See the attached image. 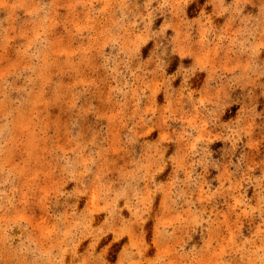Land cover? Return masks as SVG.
<instances>
[{"label": "rangeland", "instance_id": "obj_1", "mask_svg": "<svg viewBox=\"0 0 264 264\" xmlns=\"http://www.w3.org/2000/svg\"><path fill=\"white\" fill-rule=\"evenodd\" d=\"M0 264H264V0H0Z\"/></svg>", "mask_w": 264, "mask_h": 264}]
</instances>
